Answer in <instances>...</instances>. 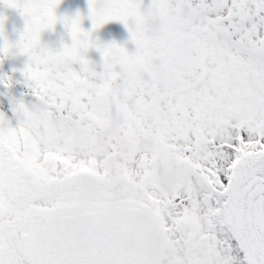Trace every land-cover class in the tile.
<instances>
[{
  "label": "snow or ice",
  "instance_id": "1",
  "mask_svg": "<svg viewBox=\"0 0 264 264\" xmlns=\"http://www.w3.org/2000/svg\"><path fill=\"white\" fill-rule=\"evenodd\" d=\"M61 3L0 0L24 19L13 44L0 14V65L27 58V99L0 110V264H264V0H88L87 17ZM110 22L129 41L94 35ZM58 23L71 42L52 48ZM68 116L79 131L61 138ZM111 157L115 187L91 198Z\"/></svg>",
  "mask_w": 264,
  "mask_h": 264
},
{
  "label": "flooded vegetation",
  "instance_id": "2",
  "mask_svg": "<svg viewBox=\"0 0 264 264\" xmlns=\"http://www.w3.org/2000/svg\"><path fill=\"white\" fill-rule=\"evenodd\" d=\"M147 2V0H146ZM77 11L81 12L85 17L88 15V0H62L61 5L57 9V14L60 16L63 15H74ZM0 14H3L7 17L5 22L6 36L9 42L15 43L19 39V33L24 28V19L20 14L10 8H5L0 5ZM83 27L89 29L91 27V22L87 19L83 21ZM94 35L98 36L104 43H109L115 40L118 43L125 44L126 41H129V34L125 27L119 22H110L106 24L103 28L98 30ZM70 43V37L67 34L66 29L63 24L58 23L56 25L54 32H45L42 34V41L51 46L52 48H57L60 46L61 41ZM3 44V40L0 39V45ZM129 51H134L135 46L131 43L126 45ZM89 58L99 62L101 57L99 53L95 50H92L89 54ZM26 57L21 55H9L0 65V76H12L14 84L11 89H6L0 85V110L6 112L9 116L11 113V100L9 97H14L16 99H27L24 95L27 92L26 87L23 84V77L20 71L13 72V69L20 70L24 67L26 62ZM67 70L66 65H60L57 68L58 72H63ZM13 124L16 123L15 120L12 121ZM59 137L64 138L68 137L71 134L79 131V125L75 118L68 116L64 117L59 123ZM118 137V127L114 121L112 126L106 129L102 134V144L101 147L107 149L110 147L112 142ZM122 143V141H120ZM79 151H83V146H78ZM109 175L104 178L103 181L97 180L95 177L89 178V196L94 198L99 195L101 191L114 188L115 187V176L118 172V164L115 157H111L109 160ZM171 179V169L161 168L159 169L153 179V185L157 190L163 191L168 187L169 181ZM86 207V204H85ZM72 208H66L61 210L60 216L67 213H71ZM78 213H83V210H80ZM77 213V214H78ZM166 259V257H164ZM163 259V260H164ZM163 264V262H162Z\"/></svg>",
  "mask_w": 264,
  "mask_h": 264
},
{
  "label": "water",
  "instance_id": "3",
  "mask_svg": "<svg viewBox=\"0 0 264 264\" xmlns=\"http://www.w3.org/2000/svg\"><path fill=\"white\" fill-rule=\"evenodd\" d=\"M64 217H65V215L59 216V219L62 221L64 219ZM83 219H84V212L76 214L75 217L72 218L70 221L69 232L70 233L78 232L80 229L81 221ZM112 239H113V237L109 234L108 236H106L105 242L110 244L112 242ZM163 258L164 257H161V262L163 261Z\"/></svg>",
  "mask_w": 264,
  "mask_h": 264
}]
</instances>
